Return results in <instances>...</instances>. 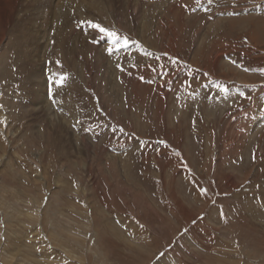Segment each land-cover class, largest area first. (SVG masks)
I'll return each instance as SVG.
<instances>
[{
  "label": "rangeland",
  "instance_id": "374dc122",
  "mask_svg": "<svg viewBox=\"0 0 264 264\" xmlns=\"http://www.w3.org/2000/svg\"><path fill=\"white\" fill-rule=\"evenodd\" d=\"M43 1L0 0V264H264V0Z\"/></svg>",
  "mask_w": 264,
  "mask_h": 264
},
{
  "label": "bare ground",
  "instance_id": "6f19581e",
  "mask_svg": "<svg viewBox=\"0 0 264 264\" xmlns=\"http://www.w3.org/2000/svg\"><path fill=\"white\" fill-rule=\"evenodd\" d=\"M43 1V0H42ZM44 3H46L45 1H43ZM50 5H51V7L52 8H54V9H56V12H55V15L58 17V21H61L63 24L62 25H69L70 23H69V20H68V15H69V13H68V11L66 12V10L64 11V6H66V9L68 10V5H64L63 4V2H60L59 0H58V2L57 1H55V0H52L51 1V3H50ZM14 8V7H13ZM2 9H4V8H2ZM15 9V8H14ZM5 19H3V21H1L0 23V27L2 26V28H5V25L7 24V23H5V22H7V21H9V19H10V14H8V12L6 11L5 12ZM34 16H36L37 18H40V16L39 15H37L36 13H35V15ZM45 22V21H44ZM15 25V24H14ZM61 25V26H62ZM36 26L35 25H32L31 26V28L29 29V35L31 36V38H33V41L36 43V44H39V37L40 36H45L44 34H47V32H42L41 30H36V32L34 31V28H35ZM46 27H47V25H43L42 26V28L41 29H44V30H46V31H48L47 29H46ZM72 27V26H71ZM130 27H132V18L127 22V24H126V27H123V29H125L126 30V28H130ZM64 28H66V27H64ZM73 28V27H72ZM61 29H63V28H61ZM51 30H49L48 32H50ZM60 35H62V33L60 34ZM72 35H70V37H71ZM46 37V36H45ZM21 38H23V36H21ZM49 38V35L47 36V39ZM60 39H62V38H59V40ZM68 35H67V37H66V39L65 40H62V41H59L58 43H59V45L60 46H62V44H60L61 42H68ZM49 41H51L50 39H49ZM41 44V43H40ZM50 48H51V52H54L55 51V49H56V47H55V45L52 43L51 44V46H50ZM63 50V49H62ZM92 50V49H91ZM64 52V51H63ZM62 53V52H61ZM57 54V53H56ZM65 55V54H64ZM63 55V56H64ZM58 56V55H57ZM56 58V57H55ZM61 58V57H60ZM63 59H67L66 58V55H65V57L63 58ZM217 57L215 58V59H213V62H215V61H217ZM87 59H85V61H86ZM65 62L67 63V61L65 60ZM85 64V63H84ZM91 64V63H90ZM108 65V64H107ZM93 66V65H92ZM125 73H126V71L123 73L122 72V76H125ZM108 73H106L105 72V77H106V75H107ZM115 74L116 75H114V76H116L117 78L119 77V75H120V73L119 72H117V71H115ZM130 76V75H129ZM93 77V76H92ZM124 78V77H123ZM114 81V80H113ZM3 118V117H2ZM7 136V135H6Z\"/></svg>",
  "mask_w": 264,
  "mask_h": 264
},
{
  "label": "snow or ice",
  "instance_id": "6c2138e0",
  "mask_svg": "<svg viewBox=\"0 0 264 264\" xmlns=\"http://www.w3.org/2000/svg\"><path fill=\"white\" fill-rule=\"evenodd\" d=\"M93 27L99 28L100 26L99 25H93ZM100 31L101 32H107V29L100 28ZM108 34L111 35V36H115L116 35L115 33H111V32H109Z\"/></svg>",
  "mask_w": 264,
  "mask_h": 264
}]
</instances>
